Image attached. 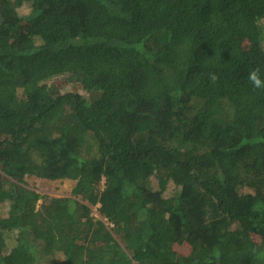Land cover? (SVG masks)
Wrapping results in <instances>:
<instances>
[{
  "label": "trees",
  "instance_id": "obj_1",
  "mask_svg": "<svg viewBox=\"0 0 264 264\" xmlns=\"http://www.w3.org/2000/svg\"><path fill=\"white\" fill-rule=\"evenodd\" d=\"M253 69L264 0H0V264H264Z\"/></svg>",
  "mask_w": 264,
  "mask_h": 264
},
{
  "label": "rangeland",
  "instance_id": "obj_2",
  "mask_svg": "<svg viewBox=\"0 0 264 264\" xmlns=\"http://www.w3.org/2000/svg\"><path fill=\"white\" fill-rule=\"evenodd\" d=\"M24 8L22 9V11ZM25 11V10H24ZM54 82L61 90H72L83 92L84 80L82 77L76 76H64L56 77ZM74 181L70 179L62 180H48L43 178H36L35 176H26L25 184L27 187L34 189L35 191L43 194H48L55 197L65 198L70 196L71 189L74 185ZM1 210H4V205L0 207ZM11 242L9 241V246ZM46 264V263H44Z\"/></svg>",
  "mask_w": 264,
  "mask_h": 264
},
{
  "label": "clouds",
  "instance_id": "obj_3",
  "mask_svg": "<svg viewBox=\"0 0 264 264\" xmlns=\"http://www.w3.org/2000/svg\"><path fill=\"white\" fill-rule=\"evenodd\" d=\"M209 79L214 83L217 77L214 74H210ZM248 80L254 89L264 90V79L261 78L259 69L251 70L248 74Z\"/></svg>",
  "mask_w": 264,
  "mask_h": 264
}]
</instances>
